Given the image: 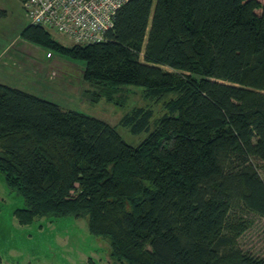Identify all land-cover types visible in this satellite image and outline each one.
<instances>
[{
	"label": "trees",
	"instance_id": "1",
	"mask_svg": "<svg viewBox=\"0 0 264 264\" xmlns=\"http://www.w3.org/2000/svg\"><path fill=\"white\" fill-rule=\"evenodd\" d=\"M22 35L83 60L86 80L143 86L162 112L121 117L146 133L132 144L0 83V174L23 197L19 223L86 217L122 264H264L228 232L236 207L264 217V0H128L102 41L67 47L34 24Z\"/></svg>",
	"mask_w": 264,
	"mask_h": 264
},
{
	"label": "rangeland",
	"instance_id": "2",
	"mask_svg": "<svg viewBox=\"0 0 264 264\" xmlns=\"http://www.w3.org/2000/svg\"><path fill=\"white\" fill-rule=\"evenodd\" d=\"M30 24L21 0H0V83L53 101L64 110L100 118L137 144L146 133H131L120 123L121 117L134 105L151 107L159 115L162 101L146 98L144 87L137 84L84 79L83 60L22 35ZM48 33L60 45L74 43L55 29ZM256 163L263 174L261 162ZM23 206V197L7 187L0 174V264H122L111 257L108 237L89 232L86 217L46 215L21 224L13 211ZM228 222V232L238 230L236 247L264 258V217L236 207Z\"/></svg>",
	"mask_w": 264,
	"mask_h": 264
},
{
	"label": "built area",
	"instance_id": "3",
	"mask_svg": "<svg viewBox=\"0 0 264 264\" xmlns=\"http://www.w3.org/2000/svg\"><path fill=\"white\" fill-rule=\"evenodd\" d=\"M128 0H22L31 24L55 29L74 43L105 39L117 9Z\"/></svg>",
	"mask_w": 264,
	"mask_h": 264
},
{
	"label": "crops",
	"instance_id": "4",
	"mask_svg": "<svg viewBox=\"0 0 264 264\" xmlns=\"http://www.w3.org/2000/svg\"><path fill=\"white\" fill-rule=\"evenodd\" d=\"M22 1V0H21Z\"/></svg>",
	"mask_w": 264,
	"mask_h": 264
}]
</instances>
